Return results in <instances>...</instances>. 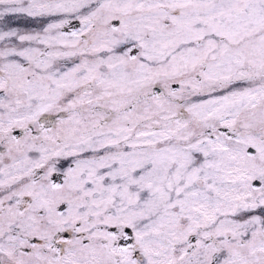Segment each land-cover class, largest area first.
<instances>
[{
	"label": "snow or ice",
	"instance_id": "snow-or-ice-1",
	"mask_svg": "<svg viewBox=\"0 0 264 264\" xmlns=\"http://www.w3.org/2000/svg\"><path fill=\"white\" fill-rule=\"evenodd\" d=\"M0 264H264V0H0Z\"/></svg>",
	"mask_w": 264,
	"mask_h": 264
}]
</instances>
